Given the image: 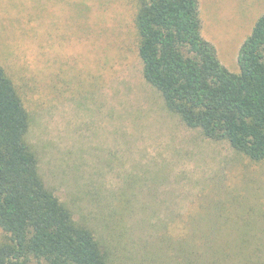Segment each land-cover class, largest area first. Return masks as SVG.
Instances as JSON below:
<instances>
[{
    "label": "rangeland",
    "instance_id": "obj_1",
    "mask_svg": "<svg viewBox=\"0 0 264 264\" xmlns=\"http://www.w3.org/2000/svg\"><path fill=\"white\" fill-rule=\"evenodd\" d=\"M198 7L201 35L237 72L264 0ZM136 8L0 0V63L29 113L39 174L109 248L111 264H264L252 250L264 241V160L166 108L143 77Z\"/></svg>",
    "mask_w": 264,
    "mask_h": 264
},
{
    "label": "trees",
    "instance_id": "obj_2",
    "mask_svg": "<svg viewBox=\"0 0 264 264\" xmlns=\"http://www.w3.org/2000/svg\"><path fill=\"white\" fill-rule=\"evenodd\" d=\"M134 21L143 77L166 108L206 138L263 161L264 14L239 47L237 72L201 35L198 0H137ZM29 125L0 63V264H111L109 248L42 180ZM252 250L264 253V241Z\"/></svg>",
    "mask_w": 264,
    "mask_h": 264
},
{
    "label": "crops",
    "instance_id": "obj_3",
    "mask_svg": "<svg viewBox=\"0 0 264 264\" xmlns=\"http://www.w3.org/2000/svg\"><path fill=\"white\" fill-rule=\"evenodd\" d=\"M199 6H200V4H199ZM201 9V8H200ZM201 20V19H200Z\"/></svg>",
    "mask_w": 264,
    "mask_h": 264
}]
</instances>
